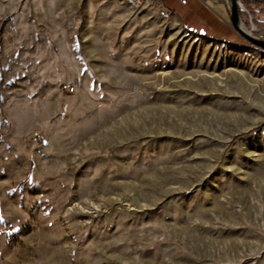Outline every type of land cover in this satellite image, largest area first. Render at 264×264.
<instances>
[{
	"label": "rangeland",
	"instance_id": "374dc122",
	"mask_svg": "<svg viewBox=\"0 0 264 264\" xmlns=\"http://www.w3.org/2000/svg\"><path fill=\"white\" fill-rule=\"evenodd\" d=\"M219 1L221 37L0 0V264H264V51Z\"/></svg>",
	"mask_w": 264,
	"mask_h": 264
},
{
	"label": "crops",
	"instance_id": "0c3cea01",
	"mask_svg": "<svg viewBox=\"0 0 264 264\" xmlns=\"http://www.w3.org/2000/svg\"><path fill=\"white\" fill-rule=\"evenodd\" d=\"M206 3L210 4L212 9H220L224 8L223 3L219 0H187V4L181 5L178 1L174 2L173 9L169 10L171 13V17L179 21L182 25V27L190 32L195 33L193 30L194 27L198 28L197 26L200 25L198 22L195 23L194 17H193V9L198 11V6H201L204 10H206ZM193 7V9H192ZM249 8L251 10V13L254 17L255 23L259 24L260 29H264V7H260V9H256L252 5L249 4ZM210 10V9H209ZM207 11V10H206ZM212 12V11H207ZM204 12H202L203 14ZM213 13V12H212ZM205 15V14H204ZM200 17V16H199ZM204 19H207L206 21L211 25L212 28H215L216 30H219L218 21L215 18L207 17ZM202 21V20H201ZM220 34V32H218ZM196 34V33H195ZM201 35V34H199Z\"/></svg>",
	"mask_w": 264,
	"mask_h": 264
},
{
	"label": "water",
	"instance_id": "95a60500",
	"mask_svg": "<svg viewBox=\"0 0 264 264\" xmlns=\"http://www.w3.org/2000/svg\"><path fill=\"white\" fill-rule=\"evenodd\" d=\"M226 3L228 4L229 19L231 23L230 28L233 32L251 47L264 51V40L256 39L240 26L239 11H241V8L239 6V0H226Z\"/></svg>",
	"mask_w": 264,
	"mask_h": 264
},
{
	"label": "built area",
	"instance_id": "2783aa9c",
	"mask_svg": "<svg viewBox=\"0 0 264 264\" xmlns=\"http://www.w3.org/2000/svg\"><path fill=\"white\" fill-rule=\"evenodd\" d=\"M111 1L119 2L120 3V0H111ZM132 1H135L136 8L141 7L144 4L143 0H132ZM175 1H178L181 5H185L186 4V0H175ZM247 1L250 3V5H252L256 9H260V7H264V0H247ZM239 6L241 8V11L244 12V13H246L249 16L250 21H252L251 13L242 4V0H239ZM160 9L163 10L165 13L168 14V11L169 10L164 5H162L161 0H160ZM251 25H252V29L250 31H248V32L253 37H255L256 39H260L262 37L264 38V29H259L255 25H253V24H251Z\"/></svg>",
	"mask_w": 264,
	"mask_h": 264
},
{
	"label": "trees",
	"instance_id": "16d2710c",
	"mask_svg": "<svg viewBox=\"0 0 264 264\" xmlns=\"http://www.w3.org/2000/svg\"><path fill=\"white\" fill-rule=\"evenodd\" d=\"M163 2H166V5L169 7V8H171V6H172V4L174 3L173 1H175V0H162ZM173 2V3H172ZM242 3L244 4V5H248L249 3H248V1H246V0H242ZM186 4H187V0H186ZM173 9V8H172ZM172 9H170V10H172ZM192 9H193V7H192ZM244 16V13L243 12H241V11H239V19H242V17ZM193 17H194V19H196L195 21L196 22H198L199 24H200V18L202 17V18H204L203 16H201V17H199V15L197 14V11L196 10H194L193 9ZM255 22V21H254ZM257 28L259 27V24H257V23H255L254 24ZM195 29L193 30V31H197V32H199V33H201V34H205V35H208V36H216V35H218V36H220L221 37V35L220 34H216L215 32H211V31H208L207 29L208 28H196V27H194ZM260 29V28H259ZM223 32L225 33V35H231V36H234V34H233V32L232 31H230L229 29L228 30H223ZM220 39V38H219Z\"/></svg>",
	"mask_w": 264,
	"mask_h": 264
},
{
	"label": "bare ground",
	"instance_id": "6f19581e",
	"mask_svg": "<svg viewBox=\"0 0 264 264\" xmlns=\"http://www.w3.org/2000/svg\"><path fill=\"white\" fill-rule=\"evenodd\" d=\"M145 1H146V0H143V2H145ZM156 1H159V2H160V0H156ZM120 2H121V3H124V4H127V5H129V6H131V7L136 8L135 1H132V0H120ZM168 13H169V12H168ZM161 15H162L163 17H165V18L168 17V14L165 13L163 10H162V12H161ZM240 26H241V25H240ZM241 28H243V27L241 26Z\"/></svg>",
	"mask_w": 264,
	"mask_h": 264
}]
</instances>
